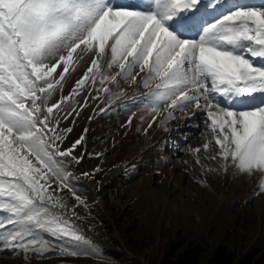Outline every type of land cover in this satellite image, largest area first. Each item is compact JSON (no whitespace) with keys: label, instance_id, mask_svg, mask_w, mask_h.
<instances>
[{"label":"snow or ice","instance_id":"snow-or-ice-1","mask_svg":"<svg viewBox=\"0 0 264 264\" xmlns=\"http://www.w3.org/2000/svg\"><path fill=\"white\" fill-rule=\"evenodd\" d=\"M83 54L91 65L73 94L90 74L93 84H135L144 72L150 110L167 109L166 119L203 110L211 133L203 150L216 148L209 159L259 172L264 192V0H0V247L44 255L57 247L48 234L63 241L59 254H87L81 245L91 242L56 211L65 205L55 195L73 191L59 158L83 136L62 149L71 129L54 116L69 97L47 104Z\"/></svg>","mask_w":264,"mask_h":264},{"label":"rangeland","instance_id":"rangeland-1","mask_svg":"<svg viewBox=\"0 0 264 264\" xmlns=\"http://www.w3.org/2000/svg\"><path fill=\"white\" fill-rule=\"evenodd\" d=\"M91 59V54H83L47 101L51 106L69 97L54 116L60 129H71L64 133L62 149L72 148L83 136L72 151L79 163L72 156L59 158L73 191L63 188L55 195L65 205L56 211L91 242L81 245L87 254L61 255L58 246L63 241L45 234L57 245L51 252L26 256L21 250L0 247V264H133L135 260L159 264L170 243L179 249L199 247L201 264H215L216 249L224 243L239 257L254 252L264 264L261 174H241L234 166L225 171L219 158L209 159L216 148L203 150L211 139L203 110L176 111L173 119H166L163 107L159 114L153 113L144 100L150 90L143 87L144 72L135 84L120 77L118 83L101 85L97 78L93 84L90 74L73 94ZM118 70L114 67L106 74ZM158 82L152 81L150 87ZM105 87L108 92L102 90ZM52 188L59 186L53 183ZM124 252H131L132 258Z\"/></svg>","mask_w":264,"mask_h":264},{"label":"trees","instance_id":"trees-1","mask_svg":"<svg viewBox=\"0 0 264 264\" xmlns=\"http://www.w3.org/2000/svg\"><path fill=\"white\" fill-rule=\"evenodd\" d=\"M2 218L4 217H0V219ZM49 239L56 240L55 238ZM201 260L199 247L193 248L188 246L184 249H179L178 244L170 243L159 264H201ZM214 262L215 264H261L260 259L256 257L254 252L249 251L239 257L233 251L229 250L225 243L217 247ZM133 264L144 263L140 260H135Z\"/></svg>","mask_w":264,"mask_h":264},{"label":"built area","instance_id":"built-area-1","mask_svg":"<svg viewBox=\"0 0 264 264\" xmlns=\"http://www.w3.org/2000/svg\"><path fill=\"white\" fill-rule=\"evenodd\" d=\"M123 254L126 255V256L129 257V258H132V253H131V252H129V254L124 252ZM129 258H128V259H129Z\"/></svg>","mask_w":264,"mask_h":264}]
</instances>
